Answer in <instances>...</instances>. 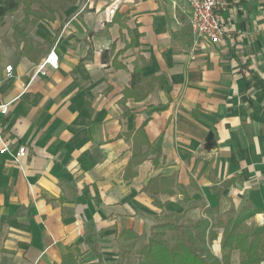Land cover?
I'll list each match as a JSON object with an SVG mask.
<instances>
[{"label":"crops","instance_id":"obj_1","mask_svg":"<svg viewBox=\"0 0 264 264\" xmlns=\"http://www.w3.org/2000/svg\"><path fill=\"white\" fill-rule=\"evenodd\" d=\"M230 1L218 44L187 0H72L19 41L0 27V264H133L165 214L207 208H257L264 230V0ZM140 58L163 87L122 104Z\"/></svg>","mask_w":264,"mask_h":264},{"label":"trees","instance_id":"obj_2","mask_svg":"<svg viewBox=\"0 0 264 264\" xmlns=\"http://www.w3.org/2000/svg\"><path fill=\"white\" fill-rule=\"evenodd\" d=\"M33 2L34 0H0V24H4L6 17L21 7L25 12L24 19L30 20V16L35 13L32 9ZM44 17L46 14H38L35 21ZM140 60L141 63L140 61L135 63L130 86L124 89L122 104L130 97L135 101L145 99L156 85L159 88L163 87L164 76L152 75L148 78L142 76L140 66L146 60L144 58ZM113 65L124 66L118 65L115 61ZM128 114L129 109L125 108L123 116ZM137 133L149 146L144 125ZM158 179L160 178L154 180ZM161 179L167 180L171 185L175 184L173 178ZM149 186L150 183L144 189L148 190ZM169 193H174V190H170ZM184 196V204L187 205L188 211L191 209V206L188 207L190 198L186 192ZM157 204L163 206L161 202L157 201ZM259 212V209L251 206L236 213L234 210L221 213L218 209L207 208L205 217L183 223L180 220L184 218V214H165V218L153 226L148 241L138 250L140 258L137 264H233L234 251L239 252V264H264V230L254 223H248ZM219 227H222L220 256L210 247L219 237ZM168 232H172V241L167 236Z\"/></svg>","mask_w":264,"mask_h":264},{"label":"built area","instance_id":"obj_3","mask_svg":"<svg viewBox=\"0 0 264 264\" xmlns=\"http://www.w3.org/2000/svg\"><path fill=\"white\" fill-rule=\"evenodd\" d=\"M190 6V23L194 35L198 39H206L212 44L223 42L227 33V27L221 22L218 12L226 9L231 4L230 0H187ZM46 65L58 68V55L52 50L44 62L40 65L37 73L46 74ZM7 76L13 74V64H8L5 68ZM8 103L0 105V112L6 114L8 111ZM2 143L1 153L9 151V147L4 138L0 135ZM27 148L22 146L17 153L13 154L17 163L21 164V160L26 156Z\"/></svg>","mask_w":264,"mask_h":264},{"label":"rangeland","instance_id":"obj_4","mask_svg":"<svg viewBox=\"0 0 264 264\" xmlns=\"http://www.w3.org/2000/svg\"><path fill=\"white\" fill-rule=\"evenodd\" d=\"M71 1L72 0H34L33 4H32V9L35 10V13L31 15V20L29 21H19V18L24 16V9L23 7H21L20 9H18L17 11H15L14 13L8 15L5 19L4 24H0V27L3 28V30H5L4 32V36H6L7 31L9 30L10 27L14 28L15 32V40L19 41V40H25L26 39V31H29L34 25H36L37 23H39L41 20H36V17L38 14H49L50 16L53 15L57 17V16H63V12L71 5ZM36 16V17H34ZM23 18V17H22ZM21 18V19H22ZM17 35V38H16ZM236 213V212H234ZM227 217V215H226ZM225 217V218H226ZM181 223L184 222V220H180ZM254 223V222H252ZM249 223V224H252ZM256 225V223H254ZM219 230V237L217 240H215L212 244H211V250L216 254L220 256V241H221V237H222V227L218 228ZM168 238L172 241V232H168ZM137 257H134L132 261H134V259L136 260ZM139 261V258H138ZM138 261H134L132 262L133 264H137ZM240 261V257H239V252L238 251H234L233 255H232V262L233 264H239Z\"/></svg>","mask_w":264,"mask_h":264},{"label":"water","instance_id":"obj_5","mask_svg":"<svg viewBox=\"0 0 264 264\" xmlns=\"http://www.w3.org/2000/svg\"><path fill=\"white\" fill-rule=\"evenodd\" d=\"M209 136H210V138H209V139H212V138H213V136H212V133H210V134H209Z\"/></svg>","mask_w":264,"mask_h":264}]
</instances>
